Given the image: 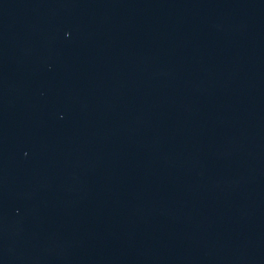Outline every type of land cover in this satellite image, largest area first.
Instances as JSON below:
<instances>
[{
    "label": "water",
    "instance_id": "obj_1",
    "mask_svg": "<svg viewBox=\"0 0 264 264\" xmlns=\"http://www.w3.org/2000/svg\"><path fill=\"white\" fill-rule=\"evenodd\" d=\"M0 264H264V0H0Z\"/></svg>",
    "mask_w": 264,
    "mask_h": 264
}]
</instances>
